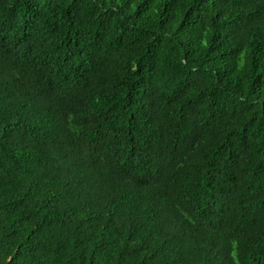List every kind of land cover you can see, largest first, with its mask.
Returning <instances> with one entry per match:
<instances>
[{
	"label": "trees",
	"instance_id": "16d2710c",
	"mask_svg": "<svg viewBox=\"0 0 264 264\" xmlns=\"http://www.w3.org/2000/svg\"><path fill=\"white\" fill-rule=\"evenodd\" d=\"M0 264H264V0H0Z\"/></svg>",
	"mask_w": 264,
	"mask_h": 264
}]
</instances>
